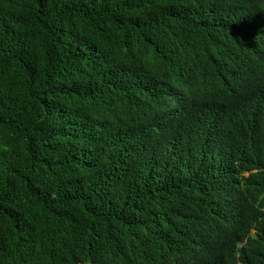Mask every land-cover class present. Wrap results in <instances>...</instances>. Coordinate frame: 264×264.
<instances>
[{"label":"trees","instance_id":"trees-1","mask_svg":"<svg viewBox=\"0 0 264 264\" xmlns=\"http://www.w3.org/2000/svg\"><path fill=\"white\" fill-rule=\"evenodd\" d=\"M0 264H264V0H0Z\"/></svg>","mask_w":264,"mask_h":264}]
</instances>
